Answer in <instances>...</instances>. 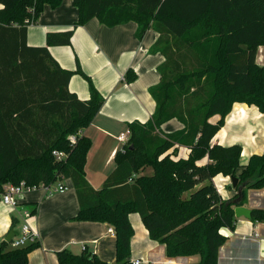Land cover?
Listing matches in <instances>:
<instances>
[{"label":"trees","instance_id":"1","mask_svg":"<svg viewBox=\"0 0 264 264\" xmlns=\"http://www.w3.org/2000/svg\"><path fill=\"white\" fill-rule=\"evenodd\" d=\"M63 1L0 0V193L8 184L71 179L81 206L74 221L114 228V264H134L133 213L141 216L151 240L167 247L168 257L198 256L190 264H219L228 240L221 230L236 229L239 193L225 201L214 179L239 178L246 185L244 199L247 189H264V153L244 165L241 145L212 143L236 104L264 114V66L257 63L264 46V0H73L75 27L94 18L110 28L135 22L140 40L151 29L160 34L151 52L166 57L162 80L150 89L156 111L145 124H129V140L100 190L86 177L91 139L82 136L73 144L70 137L92 125L104 99L90 76L80 67L63 69L49 49L70 45L74 31L48 34L46 46L28 43L29 26L45 6L57 8ZM76 74L89 82L88 101L70 91ZM136 78L132 71L126 76L129 83ZM215 116L220 119L212 123ZM173 119L185 127L164 133L162 126ZM179 147L190 149L188 158L173 159ZM55 150L68 153V160L57 162ZM205 158L209 163L199 165ZM148 168L152 175L145 174ZM252 216V222H264L263 209ZM19 224L13 218L9 233ZM39 246L13 249L3 241L0 264H29ZM57 258L59 264H111L87 248L79 255L65 249Z\"/></svg>","mask_w":264,"mask_h":264},{"label":"crops","instance_id":"2","mask_svg":"<svg viewBox=\"0 0 264 264\" xmlns=\"http://www.w3.org/2000/svg\"><path fill=\"white\" fill-rule=\"evenodd\" d=\"M78 19L73 0H64L57 8L46 5L38 22L29 26L28 43L35 47L46 46L48 34L74 31L70 45L49 49L63 69L76 71L80 67L90 76L104 99L92 125L83 131V136L92 141L86 177L95 190H100L117 167V152L126 145L118 138L127 134L129 124H145L156 111L157 104L150 89L161 82L160 67L166 62V57L162 53L151 52L160 37L154 29L140 40L135 22L110 28L94 18L83 26L75 27ZM257 63L264 66V46L259 49ZM129 71L137 76L132 83L126 80ZM69 88L82 101L91 98L89 82L80 74L73 76ZM219 119L215 116L211 122L217 123ZM184 127L179 120L173 119L161 130L174 133ZM212 143L241 145L242 164L246 165L253 155L264 153V114L255 106L236 104ZM190 152L187 147H179L177 157L173 159L188 158ZM208 163L209 159L205 158L199 165ZM214 182L221 188L220 194L225 201L233 199L238 193L232 186L231 177L218 175ZM64 183L68 190L52 196L42 191L28 193L17 209L3 204L0 197V245L6 241L13 218L20 220L14 233L20 234L22 215L28 211L32 214L30 224L40 237V246L29 255V264H59L58 252L67 249L79 255L86 248L102 260L114 264L116 234L110 232L114 228L107 223L74 221L80 212V200L73 181L66 179ZM244 201L243 206L247 208L264 210V189H247ZM130 221L135 230L131 241L130 260L133 263L136 260L142 264H190L200 261L198 256L168 257L167 247L151 240L138 213L131 214ZM221 233L228 240L220 250L219 264H264V222L237 218L234 231L223 228Z\"/></svg>","mask_w":264,"mask_h":264},{"label":"built area","instance_id":"3","mask_svg":"<svg viewBox=\"0 0 264 264\" xmlns=\"http://www.w3.org/2000/svg\"><path fill=\"white\" fill-rule=\"evenodd\" d=\"M83 136V131H80L76 135H72L70 140L73 144L77 143L78 138ZM130 132L127 134H122L118 139L121 142L127 143L129 140ZM53 156L57 162L67 161L69 154L64 151L55 150L53 151ZM63 178L59 179L57 182L51 184H40L36 186H28L26 183L22 182L19 185L8 184L5 186L4 191L0 193L1 201L8 207L17 209L22 201L25 199V196L33 191H42L47 196H52L53 194L64 192L68 190V186L64 183ZM219 193L221 188L217 186ZM32 217L31 212H24L22 215L23 224L21 226L20 234L15 235L11 241V248L18 249L24 248L32 244L39 243V232L34 229L29 219ZM111 233L115 234L113 229L110 230ZM259 236V234H256ZM85 249V248H84ZM134 264H142L140 260H136Z\"/></svg>","mask_w":264,"mask_h":264},{"label":"water","instance_id":"4","mask_svg":"<svg viewBox=\"0 0 264 264\" xmlns=\"http://www.w3.org/2000/svg\"><path fill=\"white\" fill-rule=\"evenodd\" d=\"M231 181H232V186L235 189H238V193H239V197L236 200H234V204L236 205L235 208L236 218H246L251 221L253 218L252 216L253 210L242 205L244 199V190L246 188V185L244 184L240 186L239 178L237 177H231ZM14 236H15L14 232L9 233L6 238V241L11 243Z\"/></svg>","mask_w":264,"mask_h":264},{"label":"rangeland","instance_id":"5","mask_svg":"<svg viewBox=\"0 0 264 264\" xmlns=\"http://www.w3.org/2000/svg\"><path fill=\"white\" fill-rule=\"evenodd\" d=\"M129 137H130V136H129ZM173 151H174V150H173ZM173 151H172V152H173ZM149 169H150V168L147 169L148 172L145 173L146 175H152V174H153V170H152V169L149 170Z\"/></svg>","mask_w":264,"mask_h":264}]
</instances>
